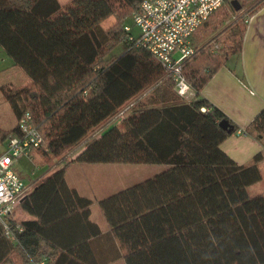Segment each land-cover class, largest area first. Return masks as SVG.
Wrapping results in <instances>:
<instances>
[{"label": "trees", "instance_id": "obj_1", "mask_svg": "<svg viewBox=\"0 0 264 264\" xmlns=\"http://www.w3.org/2000/svg\"><path fill=\"white\" fill-rule=\"evenodd\" d=\"M141 1L0 0V47L28 78L20 88L1 85L0 92L16 121L30 113L42 137L30 162L43 168L20 202L34 219L12 216L7 229L0 222V264H16L14 255L18 264L120 257L126 264H264V195L248 193L262 180L264 153L249 165L235 163L220 145L238 126L199 96L241 52L246 25L233 21L183 62L195 93L186 102L160 63L126 40L124 19ZM261 6L264 0L248 14ZM110 16L114 24L105 29L101 22ZM121 44L124 50L112 53ZM220 45L224 52L217 55ZM16 130L0 129V142ZM240 133L264 138V108ZM74 163L169 168L101 199L109 226L102 233L90 219L92 201L66 182ZM102 237L110 254L96 261L92 245Z\"/></svg>", "mask_w": 264, "mask_h": 264}, {"label": "crops", "instance_id": "obj_2", "mask_svg": "<svg viewBox=\"0 0 264 264\" xmlns=\"http://www.w3.org/2000/svg\"><path fill=\"white\" fill-rule=\"evenodd\" d=\"M58 1L61 5H65L71 0ZM2 70L0 72H5L7 69ZM199 96L206 99L238 126L237 133L228 136L220 145V148L235 163L249 165L252 163L254 155L258 152L264 153V138L258 139L255 136L240 133L264 108V6H261L248 21L241 52L226 60L225 65L220 67L205 84ZM13 127L12 125L5 130ZM21 160L28 162L24 158ZM29 164L35 167L31 162ZM110 166L112 165L74 163L68 167L65 174L68 186L92 201L89 207L90 219L99 226L102 233H107L109 226L100 210L99 201L128 187L122 186L125 183L116 182L114 177L103 176V174L119 170L117 167L111 169ZM160 166L161 168L154 171L153 176L169 168L167 165ZM258 166L260 170L264 169V161L260 162ZM42 170L43 168L35 167V170L31 171V180L28 184L32 185L34 179L42 174ZM32 219H34L32 216L21 210L20 220ZM93 242L92 249L95 251L94 258L96 261H101L109 256V241L106 237ZM101 264L126 263L120 257Z\"/></svg>", "mask_w": 264, "mask_h": 264}, {"label": "built area", "instance_id": "obj_3", "mask_svg": "<svg viewBox=\"0 0 264 264\" xmlns=\"http://www.w3.org/2000/svg\"><path fill=\"white\" fill-rule=\"evenodd\" d=\"M224 2L142 0L131 15L138 33L135 35L128 25L123 26L126 40L146 49L160 63L171 78L175 93L186 102L192 101L195 93L182 73L183 62L196 53L193 44L196 32ZM175 53L179 54L177 58H174ZM16 125L17 130L0 142V222L5 229L14 209L31 190V184L18 176L13 164L22 158L30 162V151L42 144V137L31 122L30 113L20 117Z\"/></svg>", "mask_w": 264, "mask_h": 264}, {"label": "rangeland", "instance_id": "obj_4", "mask_svg": "<svg viewBox=\"0 0 264 264\" xmlns=\"http://www.w3.org/2000/svg\"><path fill=\"white\" fill-rule=\"evenodd\" d=\"M258 0H238L241 9L236 11L233 6L231 5V0H225L222 7L215 12L210 19L204 23L200 29L196 32V34L193 37V44L194 46H198L204 42H206L208 39H210L213 35H215L217 32L225 28L227 25L232 23L235 20H239V23L243 26H247V23L250 19V17L253 14H248V11L251 10L252 6L257 2ZM223 18V19H221ZM216 20V26L213 25V22ZM115 16H110L107 19L103 20L101 22V26L105 29H108L110 26L114 24ZM123 24L128 25L131 28V31L133 34L138 33V29L134 26L133 19L131 17V14H128L126 18L124 19ZM223 47L220 45L218 49L217 55H222L224 50ZM124 50V45H118L112 53L119 54ZM179 56L178 53H175L174 58H177ZM2 69H7L5 72H2ZM0 86L6 85L7 87H11L12 89L20 88L23 86V84L26 83V80H28L25 73L17 66L13 65V62L4 54V52L0 49ZM16 119L12 113V110L10 108V105L6 101V99L3 97L2 93L0 92V129L9 128L10 126H16ZM116 122L110 123L108 126L102 127L100 131L98 132L97 136L103 134L106 132L110 127H112ZM13 127V128H14ZM5 139V138H4ZM4 139L1 141L3 142ZM82 150L80 147L78 151ZM70 156V155H69ZM59 159L56 158L55 161ZM112 168H118L119 170L112 171L111 173L103 174L105 177L108 175L109 177H114L115 181L118 183H125L122 186H129L136 182H139L141 180H144L146 178H149L154 175V171L158 168H161L160 165L157 164H123V163H114L110 164ZM13 170L26 181L28 184L31 180V171L35 170V167L31 166L29 162H26L24 160L16 161L13 164ZM107 172V171H106ZM262 173V180L258 182L255 185H252L248 188V193L250 195L255 194H262L264 195V169L261 170ZM110 179V178H108ZM105 180V179H103ZM13 218H16L17 220H20L21 217V209L20 205L14 209L13 212ZM13 261L18 264V258L16 255L12 257Z\"/></svg>", "mask_w": 264, "mask_h": 264}, {"label": "water", "instance_id": "obj_5", "mask_svg": "<svg viewBox=\"0 0 264 264\" xmlns=\"http://www.w3.org/2000/svg\"><path fill=\"white\" fill-rule=\"evenodd\" d=\"M231 5L233 6V8L235 10H240V8H241L238 0H231ZM219 126L223 130H225L227 133H231L232 132L233 128H232V126L229 124V122L227 120H221L219 122Z\"/></svg>", "mask_w": 264, "mask_h": 264}]
</instances>
